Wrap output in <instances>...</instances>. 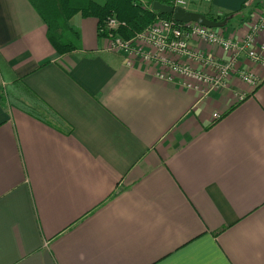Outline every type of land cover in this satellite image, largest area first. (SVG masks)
Listing matches in <instances>:
<instances>
[{
	"label": "crops",
	"instance_id": "0c3cea01",
	"mask_svg": "<svg viewBox=\"0 0 264 264\" xmlns=\"http://www.w3.org/2000/svg\"><path fill=\"white\" fill-rule=\"evenodd\" d=\"M263 3L192 11L234 13L223 31L241 37ZM70 24L79 46L58 54L29 0H0V84L61 119L0 102V264H264V69L242 58L255 88L234 74L200 97L107 49L96 18Z\"/></svg>",
	"mask_w": 264,
	"mask_h": 264
},
{
	"label": "built area",
	"instance_id": "2783aa9c",
	"mask_svg": "<svg viewBox=\"0 0 264 264\" xmlns=\"http://www.w3.org/2000/svg\"><path fill=\"white\" fill-rule=\"evenodd\" d=\"M151 9L153 0H138ZM173 7L190 10L201 0H162ZM152 10V9H151ZM124 21L109 16L105 21L107 49L121 51L128 57L152 63L156 76L165 80L178 79L181 86L192 89L205 97L210 92L227 86L229 78L236 74L248 87L255 88L260 76L242 58L264 69V3L260 5L241 37L226 35L222 28H209L196 22H177L172 17L157 16L155 21L130 38H123L118 29ZM100 31H103L100 29ZM197 39L219 47L226 55L218 58L198 48L190 41ZM185 58V61L178 60ZM239 100L247 96L246 91L236 92Z\"/></svg>",
	"mask_w": 264,
	"mask_h": 264
},
{
	"label": "trees",
	"instance_id": "16d2710c",
	"mask_svg": "<svg viewBox=\"0 0 264 264\" xmlns=\"http://www.w3.org/2000/svg\"><path fill=\"white\" fill-rule=\"evenodd\" d=\"M29 2L45 22L47 38L58 54L76 50L79 46V32L70 24V18L76 13L96 18L100 36L106 35L105 21L109 16L124 21L126 25L117 31L123 38H130L141 32L153 23L157 16L171 17L149 9L138 0H29ZM231 14L234 13L216 18L205 15L210 19L221 20ZM224 28L225 26L222 27ZM0 102L17 107L43 121L61 122L56 113L20 80H14L6 85L0 84Z\"/></svg>",
	"mask_w": 264,
	"mask_h": 264
},
{
	"label": "water",
	"instance_id": "95a60500",
	"mask_svg": "<svg viewBox=\"0 0 264 264\" xmlns=\"http://www.w3.org/2000/svg\"><path fill=\"white\" fill-rule=\"evenodd\" d=\"M151 9L161 14L170 15L177 22H196L209 28H222L227 23V17L221 20H214L208 18L201 12L173 7L159 0H153L151 2Z\"/></svg>",
	"mask_w": 264,
	"mask_h": 264
},
{
	"label": "rangeland",
	"instance_id": "374dc122",
	"mask_svg": "<svg viewBox=\"0 0 264 264\" xmlns=\"http://www.w3.org/2000/svg\"><path fill=\"white\" fill-rule=\"evenodd\" d=\"M189 9L190 10H198V6H190ZM231 22H232V20H229V22L225 25V28L229 27Z\"/></svg>",
	"mask_w": 264,
	"mask_h": 264
}]
</instances>
